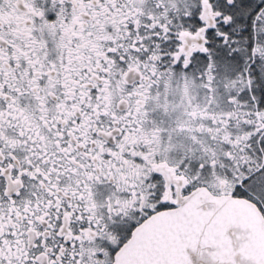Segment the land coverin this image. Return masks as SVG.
<instances>
[{
	"label": "snow or ice",
	"instance_id": "6c2138e0",
	"mask_svg": "<svg viewBox=\"0 0 264 264\" xmlns=\"http://www.w3.org/2000/svg\"><path fill=\"white\" fill-rule=\"evenodd\" d=\"M0 264H264V0H0Z\"/></svg>",
	"mask_w": 264,
	"mask_h": 264
}]
</instances>
